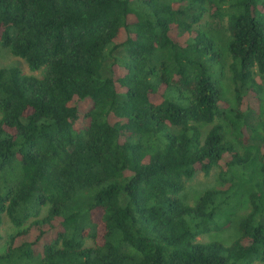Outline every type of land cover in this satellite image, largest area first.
I'll use <instances>...</instances> for the list:
<instances>
[{"label": "trees", "instance_id": "16d2710c", "mask_svg": "<svg viewBox=\"0 0 264 264\" xmlns=\"http://www.w3.org/2000/svg\"><path fill=\"white\" fill-rule=\"evenodd\" d=\"M0 48L44 71L0 68V264L264 263V0H0Z\"/></svg>", "mask_w": 264, "mask_h": 264}, {"label": "rangeland", "instance_id": "374dc122", "mask_svg": "<svg viewBox=\"0 0 264 264\" xmlns=\"http://www.w3.org/2000/svg\"><path fill=\"white\" fill-rule=\"evenodd\" d=\"M200 28L210 31L211 36L215 39V41L219 44V51L221 53V62L223 63V70L220 76V86L222 89V93L224 98L229 102L230 107H235V99L233 92V84L230 80V74L228 71L229 58L227 56V51L225 49V41L227 39L226 33L224 31V24L221 25L220 22H216L213 19H210L208 15H205L200 23ZM123 62V59H119ZM127 60V58H126ZM9 67H17L19 68L23 74L33 75L37 78H41L43 75V69H40L35 72H31L28 68L27 63L15 56H13L8 49L0 48V68H9ZM264 87V82H263ZM261 115L264 114V92L261 96V105H260ZM217 124H220L224 128V132L226 138L232 142H234L233 138L230 136V131L227 123L218 119L216 121ZM209 127H205L203 131L205 132ZM217 170H214L212 174L209 176H204L202 173H197L192 179L187 180L185 182V188L181 193V197L185 203L193 205L194 202L199 198L207 190H215V189H223L224 186L217 181L216 178ZM47 209L43 212V216L45 215ZM248 211V205L246 200H244L243 206L238 210L236 216L233 217L232 222L222 231L217 233H211L205 236L198 238V241L209 243V242H219L225 245H229L232 243L238 236L237 224L239 219ZM20 228L14 227L8 220L6 216L3 217V222L0 227V253H3L7 247L8 241L16 234ZM260 264V263H259ZM264 264V263H261Z\"/></svg>", "mask_w": 264, "mask_h": 264}]
</instances>
